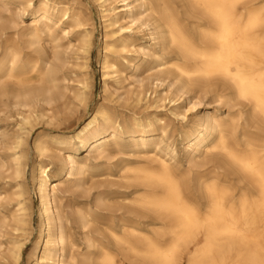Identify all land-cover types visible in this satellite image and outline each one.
I'll return each mask as SVG.
<instances>
[{"label":"bare ground","instance_id":"1","mask_svg":"<svg viewBox=\"0 0 264 264\" xmlns=\"http://www.w3.org/2000/svg\"><path fill=\"white\" fill-rule=\"evenodd\" d=\"M95 1L103 28L98 60L105 91L110 79L121 78L117 59L131 46L127 33L148 27L152 38L163 33L176 53L161 63L160 74L174 72L185 85L177 94L157 97V102L169 99L170 112L185 121L189 109L201 104V93L214 92L219 102H234L240 109L225 119H204L185 134L186 165L176 160L172 149L158 148L144 160L119 168V181L130 190L123 204L127 212L106 227L112 244L88 235L85 247L78 248L69 240V218L59 211L57 192L66 189L65 178L85 173L88 163L68 150L59 156L63 176L54 178L50 164L41 160L32 175L41 229L28 264H184L185 259L186 264H264V0H139L153 9L148 20L131 0H121V6L115 4L120 0ZM9 4H18L23 11L30 8L32 21L21 27L19 16L5 17L1 10ZM65 23L80 28L75 60L79 85L73 99L86 107L91 87L83 69L93 48L91 19L60 1L0 0V114L14 108L21 117L8 147L14 150L9 175L16 183L7 207L0 195V248L4 230L13 233L6 250L0 251L3 264H22L31 242L27 164L17 149L26 143L37 118L60 125L78 115L64 102L62 88L68 90L69 85L63 84L66 77L55 63L57 53L48 54L42 45L48 35L56 48L55 32L70 34ZM27 47L34 50L27 52ZM30 52L39 57L30 60ZM162 80L158 78L161 84ZM141 84L136 92L140 101ZM193 88L198 91L189 100L190 107L182 110L176 103ZM62 101L66 106L61 107ZM39 102L46 106L42 116L23 110ZM152 124L139 117L122 122L100 105L73 135L55 136L52 142L60 151L80 142L74 150L90 147L97 157L120 147L115 135L120 129L143 136L136 146L146 149L154 142L144 137ZM35 147L39 156L54 152L49 142L37 140ZM195 152L203 158L197 160ZM0 160L4 167L7 160ZM90 215L81 210L82 227Z\"/></svg>","mask_w":264,"mask_h":264},{"label":"rangeland","instance_id":"2","mask_svg":"<svg viewBox=\"0 0 264 264\" xmlns=\"http://www.w3.org/2000/svg\"><path fill=\"white\" fill-rule=\"evenodd\" d=\"M60 1L64 5L71 6L79 11H82L91 19V29L93 30V48L90 58L88 59V67L83 69L87 73L88 82L90 83V92L87 97V106H83L81 102L74 100V94L78 88L77 73L80 68L76 67V53L77 45L79 44L80 28L68 25H62L64 28L70 30L68 36H64L62 29L55 32L58 39L56 48L52 47L55 44L50 42L48 35L42 38V45L46 48L48 54L53 55L57 53L59 60L55 61L60 65L62 74L65 75L66 81L63 84L69 85V89L65 90L66 100L68 106L63 102L61 107H73L76 114L71 121L63 124H55L47 121L46 117H40L35 120V126L29 135L25 138L26 143L18 151H23L24 161L27 164L26 179L24 181L27 193L25 194L28 203L31 207L33 216L31 220L30 238L27 250L24 254L22 264H28L33 244L40 232V223L37 217V208L39 205L38 194L35 193L32 183L33 170L37 163L41 160L46 164H50V176L54 178H62V171L64 168L63 162L59 161L61 155H66L68 150H71L74 157L79 161L88 163L89 169L77 177L65 178L66 189L58 191L59 195L58 206L59 211L69 218L68 232L70 234L69 240H75L78 248L85 247L86 237L91 235L97 240L105 239L112 244L109 238V232L106 227L110 226V222L125 214L126 207L123 204L126 201L127 191L130 189L124 186L119 179V168L125 163L135 162L136 160H144L146 157L158 151V148H165L173 150L176 155V160L186 165L188 154V142L185 140V134L189 131H194L197 124L204 119H211L213 117H220L225 119L229 115L236 113L240 106L232 103H222L214 96V92L206 94H199L201 104L197 109H189L188 119L185 121L181 117H176L170 112L172 103L169 99L157 102V97H168L172 93L177 94L179 88L185 87L184 82L177 77L174 72L161 75V63L167 61L169 57L176 56L173 49L168 47L163 33L156 35L155 38L150 36V28L144 27L142 29H135V31L128 32L131 36L130 47L127 51L122 52L117 59L120 70L122 72L119 81L110 79L108 87L101 83L102 73L100 71V64L98 60L99 52L101 50V39L103 37V28L100 18V9L95 0H55ZM137 5L136 12L144 15V19L148 20L149 15L153 9L140 5L139 0H131ZM38 4L39 0H35ZM118 6L122 5V1L115 3ZM5 17L19 16L21 27L27 26L32 21V11L27 9L23 11L18 4H9L4 6L1 10ZM11 32L13 29H9ZM14 32V31H13ZM33 48L26 49L27 52L33 51ZM30 60L34 61L39 56L35 52H30ZM157 57H160L158 59ZM33 58V59H32ZM158 78H163V84L158 81ZM142 83L143 93L141 94V101L137 99L136 92ZM198 88L189 89L185 95L177 101V105L182 106V110L190 107L189 100L193 99ZM178 97V96H177ZM176 97V99H177ZM104 106L110 110L114 118L117 117L120 121H131L134 117H139L145 121H152V126L148 127V133L144 137L153 139L152 145L146 149H139L136 143L141 142L142 137L138 134H130L126 131L120 132L117 129L115 135L118 138L120 147L111 148L110 152H103L99 156L92 153L91 148H79L80 142H73L67 148L59 150L57 143L52 142L53 137H67L73 135L80 126L84 125L85 121L92 117L98 106ZM45 104L39 102L33 107L24 108L26 112H32L34 116H42L46 112ZM52 111V108L49 107ZM48 108V109H49ZM79 111V112H78ZM18 109L10 108L5 113L0 114V158L7 160L4 167L0 165V195L3 199V204L6 205L12 197L10 195L14 190L16 179L10 177V166L12 159L9 157L14 150L8 149L13 141V136L19 130L21 117L18 114ZM69 117H71L69 115ZM3 137L1 134H4ZM112 137V134L108 136ZM37 140L49 142L53 148V153L50 156H39L35 143ZM158 145H155V144ZM72 148V149H71ZM16 150V151H17ZM196 159H202L203 155L195 152ZM1 161V160H0ZM1 163V162H0ZM55 182L54 184H57ZM13 205L10 204V207ZM81 210L84 212H91L88 217L89 223L86 226H81L80 215ZM3 211H5L3 209ZM5 234L1 238L2 246L0 251L6 250L8 240L13 233L9 229L4 230ZM29 236V235H27ZM108 243V242H107ZM186 260H183L186 264ZM0 264L3 261L0 258Z\"/></svg>","mask_w":264,"mask_h":264}]
</instances>
